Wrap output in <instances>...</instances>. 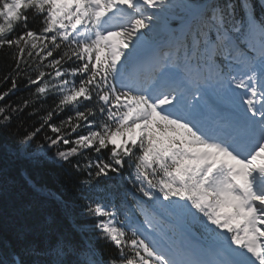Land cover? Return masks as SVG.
Instances as JSON below:
<instances>
[{
	"label": "snow or ice",
	"instance_id": "6c2138e0",
	"mask_svg": "<svg viewBox=\"0 0 264 264\" xmlns=\"http://www.w3.org/2000/svg\"><path fill=\"white\" fill-rule=\"evenodd\" d=\"M0 56V264H264V0H0Z\"/></svg>",
	"mask_w": 264,
	"mask_h": 264
},
{
	"label": "trees",
	"instance_id": "16d2710c",
	"mask_svg": "<svg viewBox=\"0 0 264 264\" xmlns=\"http://www.w3.org/2000/svg\"><path fill=\"white\" fill-rule=\"evenodd\" d=\"M9 63H6L4 58L0 56V91L6 90L8 87H10V83H5L3 80L4 75L8 71ZM17 83L19 85L18 90L12 93L9 97H6V100L9 103L15 106L22 103L24 100L34 101L36 99L33 91H30V89L22 84L19 80L17 81ZM3 103V101H0V105H2ZM23 119L25 121H28L29 123L33 122L27 115H25ZM62 174V170L53 165L39 178L52 184L53 186H57L56 178L61 176Z\"/></svg>",
	"mask_w": 264,
	"mask_h": 264
}]
</instances>
